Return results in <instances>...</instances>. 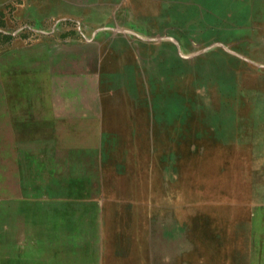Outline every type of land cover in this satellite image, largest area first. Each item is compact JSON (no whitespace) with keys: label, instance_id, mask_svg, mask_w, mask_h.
Instances as JSON below:
<instances>
[{"label":"rangeland","instance_id":"1","mask_svg":"<svg viewBox=\"0 0 264 264\" xmlns=\"http://www.w3.org/2000/svg\"><path fill=\"white\" fill-rule=\"evenodd\" d=\"M73 123L157 129L183 158L195 264H264V0H0V264L66 263Z\"/></svg>","mask_w":264,"mask_h":264},{"label":"crops","instance_id":"2","mask_svg":"<svg viewBox=\"0 0 264 264\" xmlns=\"http://www.w3.org/2000/svg\"><path fill=\"white\" fill-rule=\"evenodd\" d=\"M109 99L110 93L100 86L91 97L102 109ZM79 115L94 119L88 106ZM65 127L76 138V163L85 178L70 195V208L80 214L72 220L71 249L64 264H195L204 244L191 238L190 201L184 178L175 175V169L182 171L183 158L177 163L166 152L159 155L157 129L125 126L121 134L105 124ZM111 133L122 139L116 154L107 140ZM94 137H101L94 146L100 151L84 155L81 150L90 148Z\"/></svg>","mask_w":264,"mask_h":264}]
</instances>
